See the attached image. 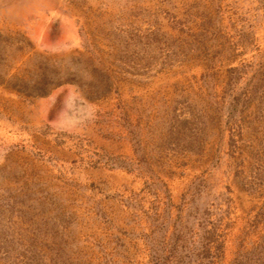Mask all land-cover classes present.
Returning a JSON list of instances; mask_svg holds the SVG:
<instances>
[{"label": "rangeland", "instance_id": "rangeland-1", "mask_svg": "<svg viewBox=\"0 0 264 264\" xmlns=\"http://www.w3.org/2000/svg\"><path fill=\"white\" fill-rule=\"evenodd\" d=\"M0 264H264V0H0Z\"/></svg>", "mask_w": 264, "mask_h": 264}]
</instances>
